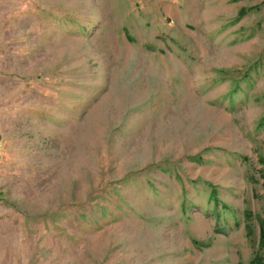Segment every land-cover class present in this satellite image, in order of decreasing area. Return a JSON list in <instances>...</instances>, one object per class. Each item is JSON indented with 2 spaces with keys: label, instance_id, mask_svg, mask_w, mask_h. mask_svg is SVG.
<instances>
[{
  "label": "rangeland",
  "instance_id": "1",
  "mask_svg": "<svg viewBox=\"0 0 264 264\" xmlns=\"http://www.w3.org/2000/svg\"><path fill=\"white\" fill-rule=\"evenodd\" d=\"M0 264H264V0H0Z\"/></svg>",
  "mask_w": 264,
  "mask_h": 264
}]
</instances>
